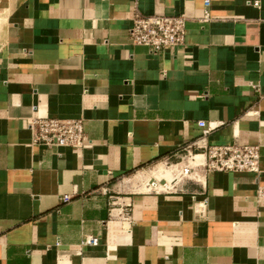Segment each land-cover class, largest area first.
Listing matches in <instances>:
<instances>
[{"label":"crops","instance_id":"obj_1","mask_svg":"<svg viewBox=\"0 0 264 264\" xmlns=\"http://www.w3.org/2000/svg\"><path fill=\"white\" fill-rule=\"evenodd\" d=\"M206 1L0 0V264H264V0ZM137 13L185 43L133 45ZM35 116L89 142L35 144ZM193 142L258 145L259 172L180 176Z\"/></svg>","mask_w":264,"mask_h":264},{"label":"built area","instance_id":"obj_2","mask_svg":"<svg viewBox=\"0 0 264 264\" xmlns=\"http://www.w3.org/2000/svg\"><path fill=\"white\" fill-rule=\"evenodd\" d=\"M209 5V0L206 1ZM257 5V2H256ZM208 18V15H206ZM187 18L184 15H145L137 13L129 29L131 43L145 46L153 53H159L166 48H174L185 43ZM205 127L206 123L200 121ZM33 131V142L48 147H80L89 142L84 118H54L49 116H35L29 121ZM209 129H205L207 134ZM185 164H182L178 175L187 176L197 168L204 167L208 171H242L259 172L260 150L258 145L219 144L205 145L198 142L184 146ZM203 158V159H202ZM171 165V164H169ZM156 189V182H152ZM69 197H64L68 201ZM206 198L201 200L196 210L204 214ZM122 218L129 219V212L122 214ZM99 239L89 237L84 244L97 246Z\"/></svg>","mask_w":264,"mask_h":264}]
</instances>
